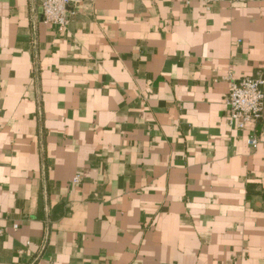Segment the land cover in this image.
<instances>
[{"label": "crops", "instance_id": "obj_1", "mask_svg": "<svg viewBox=\"0 0 264 264\" xmlns=\"http://www.w3.org/2000/svg\"><path fill=\"white\" fill-rule=\"evenodd\" d=\"M69 3L0 0V264H264V0Z\"/></svg>", "mask_w": 264, "mask_h": 264}, {"label": "built area", "instance_id": "obj_2", "mask_svg": "<svg viewBox=\"0 0 264 264\" xmlns=\"http://www.w3.org/2000/svg\"><path fill=\"white\" fill-rule=\"evenodd\" d=\"M207 6L222 0H200ZM228 2L242 3L246 0H225ZM75 11L71 9L69 0H41V17L47 25L57 26L64 29ZM229 113V123L242 131L245 125L252 120L263 116L264 110V69L259 70L253 76H244L238 80L230 82V88L224 99ZM252 147L257 146L255 136L247 139ZM79 181V176L74 178V182ZM1 234V230H0Z\"/></svg>", "mask_w": 264, "mask_h": 264}]
</instances>
